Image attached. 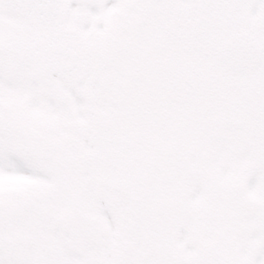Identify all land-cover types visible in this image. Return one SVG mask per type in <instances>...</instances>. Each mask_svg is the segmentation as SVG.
<instances>
[{"label": "snow or ice", "instance_id": "obj_1", "mask_svg": "<svg viewBox=\"0 0 264 264\" xmlns=\"http://www.w3.org/2000/svg\"><path fill=\"white\" fill-rule=\"evenodd\" d=\"M0 264H264V0H0Z\"/></svg>", "mask_w": 264, "mask_h": 264}, {"label": "bare ground", "instance_id": "obj_2", "mask_svg": "<svg viewBox=\"0 0 264 264\" xmlns=\"http://www.w3.org/2000/svg\"><path fill=\"white\" fill-rule=\"evenodd\" d=\"M25 103L26 104H29L30 103V101H29L28 98L25 99ZM37 118L39 120H41L42 126H41L40 129L37 130L36 135H38V136L48 135L50 132H54V131H57L58 130V129H55V128L50 129L48 127V125L46 123L47 116L45 115V113L40 112V111L37 110ZM64 135H65V139L66 140L71 139V137H69L67 135V125H65V128H64ZM14 148L16 150L21 151L23 153V152L28 151L31 148V144H18V145H14Z\"/></svg>", "mask_w": 264, "mask_h": 264}, {"label": "flooded vegetation", "instance_id": "obj_3", "mask_svg": "<svg viewBox=\"0 0 264 264\" xmlns=\"http://www.w3.org/2000/svg\"><path fill=\"white\" fill-rule=\"evenodd\" d=\"M182 243L186 250H189L193 253H198L200 242L197 241L195 237L189 236L184 241H182Z\"/></svg>", "mask_w": 264, "mask_h": 264}]
</instances>
